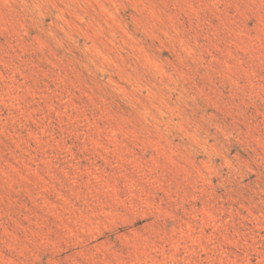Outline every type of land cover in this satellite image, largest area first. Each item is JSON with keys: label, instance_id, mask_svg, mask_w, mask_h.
I'll list each match as a JSON object with an SVG mask.
<instances>
[{"label": "rangeland", "instance_id": "374dc122", "mask_svg": "<svg viewBox=\"0 0 264 264\" xmlns=\"http://www.w3.org/2000/svg\"><path fill=\"white\" fill-rule=\"evenodd\" d=\"M0 264H264V0H0Z\"/></svg>", "mask_w": 264, "mask_h": 264}]
</instances>
